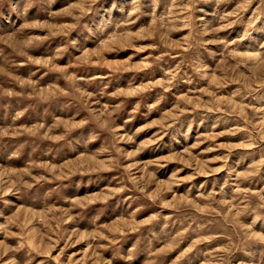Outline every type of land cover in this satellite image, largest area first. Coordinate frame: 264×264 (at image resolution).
I'll return each mask as SVG.
<instances>
[{"label": "rangeland", "instance_id": "obj_1", "mask_svg": "<svg viewBox=\"0 0 264 264\" xmlns=\"http://www.w3.org/2000/svg\"><path fill=\"white\" fill-rule=\"evenodd\" d=\"M0 264H264V0H0Z\"/></svg>", "mask_w": 264, "mask_h": 264}]
</instances>
